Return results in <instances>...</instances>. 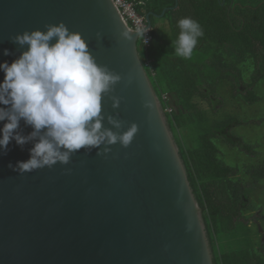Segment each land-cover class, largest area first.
<instances>
[{
	"label": "water",
	"instance_id": "water-1",
	"mask_svg": "<svg viewBox=\"0 0 264 264\" xmlns=\"http://www.w3.org/2000/svg\"><path fill=\"white\" fill-rule=\"evenodd\" d=\"M61 21L122 77L102 96V128L136 123L138 132L127 147L81 148L67 165L23 174L8 165L27 161L36 141L21 148L12 140L0 154V264H212L201 209L138 56V31L112 0H0V63L27 50L11 37ZM16 131L33 128L21 119Z\"/></svg>",
	"mask_w": 264,
	"mask_h": 264
},
{
	"label": "trees",
	"instance_id": "trees-1",
	"mask_svg": "<svg viewBox=\"0 0 264 264\" xmlns=\"http://www.w3.org/2000/svg\"><path fill=\"white\" fill-rule=\"evenodd\" d=\"M127 1L149 17L150 39L144 45L139 36L138 56L201 209L212 264H264L263 227L249 224L247 215L256 208L252 193L264 179V156L242 170L238 162L230 165L218 147L259 154L258 142L232 132L245 121L229 113L221 91L229 88L231 97L238 95L246 104L261 98L255 84L264 78V0ZM184 17L198 21L204 31L188 59L176 56L172 46Z\"/></svg>",
	"mask_w": 264,
	"mask_h": 264
},
{
	"label": "clouds",
	"instance_id": "clouds-1",
	"mask_svg": "<svg viewBox=\"0 0 264 264\" xmlns=\"http://www.w3.org/2000/svg\"><path fill=\"white\" fill-rule=\"evenodd\" d=\"M144 19L151 29L146 16ZM177 25L180 32L172 41L175 54L191 58L204 35L203 28L191 17L181 18ZM45 29L26 30L11 37L14 43L27 45V50L11 64L0 63L4 73L0 105L7 106L0 107V122L6 121L0 128V154H7L12 140L21 148L36 141L27 161L9 163L8 167L19 174L57 163L67 165L81 148H97V155H102L110 151V145L127 147L138 132L136 123L123 132L102 128V96L112 91L121 75L99 65L82 34L70 31L64 22L45 25ZM146 32H138L144 45L148 44ZM3 54L11 55L8 49ZM113 100V107H118L119 98ZM21 119L33 128L28 136L16 131ZM108 121L114 128L122 127V122L112 116Z\"/></svg>",
	"mask_w": 264,
	"mask_h": 264
},
{
	"label": "rangeland",
	"instance_id": "rangeland-1",
	"mask_svg": "<svg viewBox=\"0 0 264 264\" xmlns=\"http://www.w3.org/2000/svg\"><path fill=\"white\" fill-rule=\"evenodd\" d=\"M159 23L162 22L159 21ZM138 42L140 43V37H138ZM245 78H250V76H245ZM239 87L240 90H243V87L241 88V83H239ZM221 92L226 95V108L229 109V113H234L235 116L240 117L245 121V123L236 126V128L234 127L232 132L234 134H241L245 140L251 142L252 144H254V142L259 143L256 147L259 154L256 157H249L238 151V149L228 147L227 144H220L218 146L220 155L224 156L225 160H227L230 165H235L238 162L240 166H242V170H244L243 168L246 164H256L257 160L263 159L262 157L264 156V78L262 80H258L255 84V93L261 98L251 104H246L238 95L231 97L232 92L229 88H226ZM239 155L240 157H238ZM239 174L249 178V175H244L243 172H239ZM252 194L255 199L252 205L256 208L248 211V223H255V221L256 223L259 222V225L263 227L264 231V179L257 182ZM260 206H262V208H260ZM253 217H257V219L254 220Z\"/></svg>",
	"mask_w": 264,
	"mask_h": 264
},
{
	"label": "built area",
	"instance_id": "built-area-1",
	"mask_svg": "<svg viewBox=\"0 0 264 264\" xmlns=\"http://www.w3.org/2000/svg\"><path fill=\"white\" fill-rule=\"evenodd\" d=\"M114 5L116 6L118 12L120 13L121 17L125 21V23L129 22L132 26L134 31H143L147 30L145 34V38L150 39L148 33L150 31L149 25L146 24L144 16L140 15L134 8L133 1L127 0H112ZM143 39V38H142ZM144 42V40H143Z\"/></svg>",
	"mask_w": 264,
	"mask_h": 264
}]
</instances>
